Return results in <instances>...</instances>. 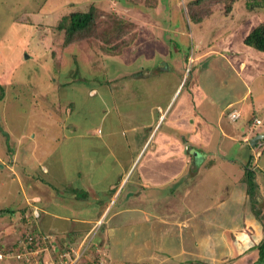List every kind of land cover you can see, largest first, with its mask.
<instances>
[{
	"label": "rangeland",
	"instance_id": "1",
	"mask_svg": "<svg viewBox=\"0 0 264 264\" xmlns=\"http://www.w3.org/2000/svg\"><path fill=\"white\" fill-rule=\"evenodd\" d=\"M188 2L189 0H0V56L5 58L4 63H0V86L4 92L0 100V136L5 139V146L0 143V264L211 263L209 259H199L198 252L194 249L197 237L201 235L196 231L201 220H197L195 215L184 216L185 222L183 209L188 207V210H192L190 213L199 214L211 203L210 197L214 199L217 184L222 187L218 190L217 198L227 197L230 186L224 184L225 174L219 171L223 168L216 169L212 161L205 160L209 156L203 157L196 185L195 180L187 183L190 188L195 186L191 191L196 196L187 194L182 198L180 195L183 189L180 186L185 187V180L194 178L195 176L191 177L192 174L198 172V168L193 167L191 157L187 174L159 187L164 189L141 186L142 176L148 177L150 171L161 174L163 170L173 167L171 161L159 159L160 147L156 148L162 143L163 134H167L170 116L153 142L142 151L132 168L127 185L118 194L116 190L119 180L113 175L111 168L114 166L109 162L117 155L114 152L105 160L101 157L107 156L102 142L108 141V135L102 140L94 138L93 148L88 151V148L85 151L80 149L77 139L70 140V144L78 146L79 153L78 149H68L66 138H63L70 130L83 131L84 128L96 137L101 131H106L112 121L120 126L125 125V128L135 125V120L144 123L149 117V107L157 106L153 103H164L173 94L178 80L175 70L184 77L183 83L186 82L197 55L196 39L202 37L203 44L207 43L211 48L216 47L224 52L230 51L228 47H231L237 57L243 56L245 52L236 50L235 30L231 28L238 26L240 31L237 32L244 36L242 31L247 27L244 24H250L249 17L253 15L250 8L259 2L263 3L262 0H213L210 4L211 14L205 18V26L189 21ZM90 6H94L99 12L95 34L87 40L63 47V32L56 30L58 22L63 16L77 11L85 12ZM120 20L132 25L125 26L121 31L117 24ZM217 22L221 26L217 27ZM112 28L116 32H111ZM122 34L124 42L119 51L116 49V55H108L103 51L107 46L106 39L113 36L111 46L116 43L115 36ZM214 34L216 35L213 37ZM226 55L229 57V54ZM172 58L171 63H168L169 69L161 64L165 61H159ZM176 62L179 63L175 64ZM217 76L218 88L220 86L222 90L216 103L224 94L228 95L224 91L225 85L231 90V96L234 92H240L241 88L228 71L218 73ZM257 88L254 86L251 89L253 95L264 87L261 85L260 89ZM91 89L97 90L98 94L89 96ZM112 94L119 112L122 109L130 112L136 108L141 111L130 112L128 115L123 113L120 116L114 113V117L107 110V104L113 107L109 103ZM105 113L108 115H104ZM232 115H238V118L240 116L239 112H232L228 115L230 121H234L230 118ZM226 123L229 125L227 120ZM238 123L230 124L236 128L234 141H226L224 146L218 148L226 159H239L240 156L242 159L250 150V144L241 141ZM154 127L150 125L147 129L152 131ZM127 129L129 127L124 133L129 137ZM256 132L248 134L259 140L260 136ZM262 135L264 138V132ZM23 137L25 140L22 142ZM142 137L145 135L137 134V144H141ZM79 141L82 142L81 148L82 145L87 146L88 140ZM28 142L30 149H37L36 159L42 156L41 160L44 153H52L50 158L40 162L48 168L47 171L42 167L39 169L40 164L35 157H32L35 162L31 163L33 159H29L31 154L26 150ZM212 144L215 146L213 142ZM127 146L131 150L137 149L134 142L127 141ZM20 148L25 151L20 152ZM8 153L17 154V163L19 160L29 162L23 163L26 168L23 178L20 177L19 166L6 160L10 156ZM77 157L78 163L73 167L69 160ZM51 167L63 174L62 177L50 178L53 175ZM233 171L234 178L242 179L243 182L244 173L239 174L237 169ZM12 172L19 175V181L27 187L24 196ZM162 179L159 175L153 180L158 183ZM109 181L112 182L111 185ZM32 183L35 184L33 187L30 186ZM260 186L262 190L264 181ZM174 187H177V191L171 197H166L169 190H175ZM40 191V199H35L34 195ZM262 191L259 195L264 199V190ZM205 192L209 195H202ZM257 209L260 210L259 217L252 213L256 223L262 224L264 209L260 206ZM163 210L172 214L160 215L164 214ZM35 212L38 213V218L35 217ZM207 212V217L211 216V211ZM53 215L64 221V224L59 227L48 224L53 221ZM68 220L70 221L67 222ZM72 220H77L80 224L84 221L86 226L69 228V224H73ZM150 227H155V230L148 232ZM206 229L203 230L205 233ZM198 230L201 231L200 228ZM199 239L204 240L202 246L211 254L213 242H207V238ZM227 244L231 245L229 241ZM25 245L26 249L23 248ZM28 246L33 249L31 253L28 252Z\"/></svg>",
	"mask_w": 264,
	"mask_h": 264
},
{
	"label": "crops",
	"instance_id": "2",
	"mask_svg": "<svg viewBox=\"0 0 264 264\" xmlns=\"http://www.w3.org/2000/svg\"><path fill=\"white\" fill-rule=\"evenodd\" d=\"M252 13V17H249L250 24L248 22L245 23L244 26L247 25V27L245 28L246 30H241L244 33V36L237 32L240 31L238 26L231 28H234L235 30L234 36L236 50L241 49L243 52H245L243 56L237 57L236 52H233V48L231 47H228L230 51L224 52L216 47L211 48L210 45L207 43L203 44L202 37L201 39H196L197 55L195 57L196 59L193 69L190 71L191 73H189V75L187 76L186 82L183 83L184 77L182 75L180 76L179 73L175 70V76L178 80L173 94H171V96L164 103H153L157 106L151 105L149 107L150 109L147 111L149 112V117H147V119L145 120L143 119L144 123H140V121L135 120V125H129V129H127V131L130 132L129 137L126 136L124 133L126 132V128L128 127L125 128V125L120 126L114 121L111 122V126L108 127L106 131H101V134H98L96 137L92 136V134H89V132H87V129L85 128L83 131L82 129H80L79 131L70 130L63 136V138H66V143H68V149H72V151L78 149V146L74 147V144H70L69 142L72 139H77V143H79L80 149L85 151V148H88V151L92 147L93 140H102L103 138H105L106 135H108V141L102 142L103 149L105 148L104 150L107 152V156L101 157H103L102 159L105 160V158L107 159L109 155H112V153L114 152L117 155L114 158H111V161L109 162L115 167L111 169L114 173L113 175H115L116 178H118L119 180V187L117 185L116 190V194H118L119 190L122 189V187H124L125 185H127L128 179L130 178L129 175L138 157L145 149V147L147 145L149 146L153 142L157 133L159 132V129L170 116V119L168 120L167 134H163V141L162 143H159L156 148L160 147V152H158L159 159L161 158V160L165 159L171 161V165H173V167H169L168 169L163 170L162 172H160L161 174H157L156 172H154V170L150 171L148 177L142 176V181L146 182L141 181V183H143L141 184V186L144 185V187L155 188L158 190L164 189V187H159L165 186L166 184H170L174 181V179H177L179 176L187 174L190 157L193 161V167L198 168V172L197 174H192L191 177L195 176L194 178H189V181L185 180L186 184L192 182V180H195L196 185V180L198 179L197 177L199 176V173H201L200 170L203 166L202 161L204 160V156H209V159L205 158V160H207V162L212 161V165L216 169L223 168L219 171H222V173L225 174L226 182L224 184L230 186V189H227V197L225 199H221L220 197L217 198V196L219 195L218 190L222 189V187H219V185L217 184L215 187L216 195L214 196V199L213 197H210L211 203L206 205L204 210H201L199 214L190 213L192 210H188V207L183 209V217L195 215V218H197V220H201V222H198V227H196V231L201 235L197 237V241L199 243L197 242L196 246H194V249L198 252L199 259H209L211 261L210 264H264V255L263 257H260L259 252V246L264 240V217L262 219V224L256 223V219L251 210V204L246 192L245 184L242 182V179L234 178L235 173L233 171L237 169L239 171V174H243L244 171L242 169L245 168V165L248 164L249 158L254 157L253 163L255 164V167L257 169L256 182L258 183L259 188V190H257V193L258 195H261V192H263L262 190H264V188L262 190L260 188V184H263L264 181V138L262 135V133L264 132V88L262 91H258V94L254 93V95L252 94L253 91H251V89L254 86L258 87L259 89L261 85H263L264 87V53L259 51L257 52L251 47L244 46V39L253 28L259 26L260 24H264V6L257 7L256 10L252 11ZM206 19H204L201 23L197 25L204 24L205 26L204 22ZM219 25L221 26L220 22H217V27ZM202 32H204V30H202ZM216 32H219V30L217 31L216 29ZM215 35L216 34H214L213 37ZM203 40L206 42V38H204ZM214 41L217 42L218 39H214ZM212 46L214 45L212 44ZM226 54H229V57H227ZM4 59L5 58H3V55H1L0 63H4ZM173 59L174 58L170 60L159 61H165L161 64L164 65V68L166 67L167 69H169L168 63H171ZM176 59L180 58L176 57ZM177 63L179 62H176L175 64ZM226 71H228L229 74L234 77V82L239 85L241 90L239 93L234 92L231 96V90H228V87L225 85L224 91H227L228 95L224 94L222 96V99L216 103V100L220 98V90H222V88L220 89V86L218 88L219 84L217 83V75L218 73H224ZM133 77L134 75L131 76V79ZM106 82L108 83V81ZM92 91L94 94H92ZM96 91L97 90L95 89H91L88 92V95L91 97L96 96L98 94L96 93ZM109 93L112 92L109 91ZM81 94L83 95V93ZM109 100H111L109 103H111L113 107L107 104V110H110V113H113V115L114 113L119 116L123 113L128 115V113L130 112L135 113L136 111L140 110L139 108H136L131 109L132 111L128 112L122 109L119 112L118 108L115 107V104L117 102L115 101L116 103L114 104L113 94L111 95ZM143 110L144 109H142V111ZM232 112H239L240 116L237 120L230 121L228 115ZM104 115L108 114L105 113ZM119 116L116 117L118 118ZM161 119L162 122H160ZM241 119L243 121H241ZM226 120L229 122V125L226 123ZM255 120L260 121V124L256 125ZM129 121L132 122V120ZM137 122L139 125H137ZM235 123H238L237 127L238 131L241 134L242 143L249 145V142L253 139V137L250 136L248 132H254L255 130L257 131L256 134H259L260 139L258 140V142H256L255 148H251L250 146V150L248 151L246 157H243L241 159L240 156L239 159L236 158L231 160L230 158L226 159L225 156L222 154V151L218 148L224 146L226 141L228 143H230V141H234V134L236 128L232 127L230 124ZM115 124L116 126L114 127ZM150 125L155 126L152 131L150 128L149 130L147 129V127ZM140 133L145 135V137H142L143 140L141 144H137V134L139 135ZM118 135L120 136V138ZM23 138L24 139L22 140V142L25 140V137ZM3 139V136H0V143L5 146L3 144ZM79 139L88 140V143H86L87 146L84 147L82 145L83 148H81L82 142L79 141ZM127 141L134 142V146L137 145V149H129L127 146ZM212 142L215 144V146L212 144ZM72 144L73 148L71 146ZM28 145L29 142L27 143L26 150L30 152L31 157L29 159H31L32 157H35L37 149L33 151V148L31 147L32 149H30ZM20 149V152L25 151V149ZM80 149H78V153ZM9 155L10 156L6 160H10V163L15 166H19L21 171L20 177L22 176L23 178L24 173L26 172V168L23 164L25 161L19 160V163H17V154L13 153ZM51 155L52 153H47V155L44 153L42 159L50 158ZM40 158L36 159L35 157V159L39 161V164L41 165L40 162L42 159L40 160ZM78 158L79 157L72 158L71 160H69L71 163H73V167L76 166V164L78 163ZM33 162H35L34 159L31 163ZM27 163L29 162H25V164ZM40 165L39 169H41L42 167L44 171L48 170L45 165ZM53 167H51V169L53 170V175H50L49 177L61 178L63 174L57 173L55 171L57 169ZM11 171H13V169H11ZM76 171L78 172L77 169ZM12 175L16 180H18L20 191L23 193L24 196V190H26L27 187L23 186L22 182L19 181V175L15 174V172H12ZM159 175L163 179L160 182L156 183V181H154L153 179L156 180L157 176ZM111 184L112 182L109 181V185ZM186 184L185 187L183 185L180 186L181 189L183 188L180 192L182 198H184V196L187 194H193L191 189L195 186H191L190 188V185L188 186V184ZM34 185L35 184L32 183V185L30 186L33 187ZM225 185L223 187H225ZM46 187L47 189H49L47 184ZM174 189L175 190H169L166 193V197H171L170 195L172 193L174 194V192L177 191V187H174ZM205 194L208 193H202V195ZM41 195V191L36 192L34 197L35 199H40ZM177 195L178 194H176V196ZM193 195L196 196L195 194ZM258 195L256 196L257 206H260L262 209H264V199L260 197V195ZM193 199H195V197ZM39 203L40 202H38V204ZM45 204L46 202L44 201L43 205ZM40 205L43 206L41 203ZM58 205L62 206L60 203ZM207 211H211V216L207 217ZM162 212H164V214L160 213V215L172 214L171 212L165 210H163ZM53 216L51 217L53 221L48 222V224L54 227H59L64 224V221H62L60 218L55 215ZM185 217L183 220L187 222ZM69 221L70 220H68L67 222ZM72 221L73 224L70 223L69 228L86 226V223L84 221L81 224L77 220ZM74 222L77 223L75 224ZM152 227H150L151 229L149 228L148 232L155 230V227L154 229H152ZM199 228L201 231L198 230ZM204 229L207 230L206 233L205 231H203ZM199 238H207V242H213L214 248H211L212 250L210 249L212 251L211 254H209L208 250H205L203 248L202 242L204 240L202 241ZM227 241H229L231 245L227 244Z\"/></svg>",
	"mask_w": 264,
	"mask_h": 264
},
{
	"label": "trees",
	"instance_id": "3",
	"mask_svg": "<svg viewBox=\"0 0 264 264\" xmlns=\"http://www.w3.org/2000/svg\"><path fill=\"white\" fill-rule=\"evenodd\" d=\"M213 0H189L187 4L188 8V19L190 22H193L195 24H198L202 22L207 16L211 14L210 10V4ZM256 1V0H255ZM263 3H258L250 8V10H254V7H262L264 6V0H262ZM99 17L98 9L94 6H90L87 11L81 12H72L66 16H63L60 21L58 22L56 26L57 31L63 32V47L71 46L79 41L87 40L89 37H93L92 35L95 34V30L97 28V19ZM119 25V30L122 31V29L125 26L132 25L129 22L120 20L117 22ZM115 25V24H114ZM116 32L115 28L111 29V32ZM119 33V31H117ZM110 35H113V33H109ZM113 37V36H112ZM112 37L106 39L105 41V51L108 55H116L120 49L121 45L124 42L122 38L124 35H118L114 38L116 40L115 44H112L110 46V42L112 43ZM121 42V44H119ZM244 44L254 48L255 50L259 52L264 53V24H260L259 26L253 28L249 34L244 39ZM118 49V51H116ZM107 84V82H106ZM3 90L0 86V100L3 97ZM254 157L249 158L248 164L245 166L244 170V176H243V182L246 185V192L250 199L251 209L255 216H260V210L257 209V201L255 200V197L257 196V190H258V183L256 182V172L257 169L255 167V164L253 163ZM75 191V190H73ZM3 211V210H2ZM29 248V246H28ZM33 249L29 248V252L31 253ZM259 252L260 257H263L264 255V240L261 242L259 246Z\"/></svg>",
	"mask_w": 264,
	"mask_h": 264
},
{
	"label": "built area",
	"instance_id": "4",
	"mask_svg": "<svg viewBox=\"0 0 264 264\" xmlns=\"http://www.w3.org/2000/svg\"><path fill=\"white\" fill-rule=\"evenodd\" d=\"M230 118L232 119V120H236L237 118H238V115H232V116H230ZM255 124H259V121L258 120H255ZM35 217H37L38 216V213L37 212H35ZM23 248H27L26 247V245L25 246H23ZM29 252V251H28Z\"/></svg>",
	"mask_w": 264,
	"mask_h": 264
},
{
	"label": "water",
	"instance_id": "5",
	"mask_svg": "<svg viewBox=\"0 0 264 264\" xmlns=\"http://www.w3.org/2000/svg\"><path fill=\"white\" fill-rule=\"evenodd\" d=\"M257 140H258V138L256 137V138H253V139L249 142L251 148H254V146H255Z\"/></svg>",
	"mask_w": 264,
	"mask_h": 264
}]
</instances>
